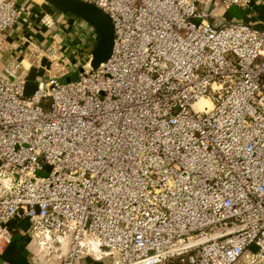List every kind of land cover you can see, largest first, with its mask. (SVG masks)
I'll return each instance as SVG.
<instances>
[{
  "label": "built area",
  "instance_id": "built-area-1",
  "mask_svg": "<svg viewBox=\"0 0 264 264\" xmlns=\"http://www.w3.org/2000/svg\"><path fill=\"white\" fill-rule=\"evenodd\" d=\"M86 1L105 61L76 17L79 49H40L76 79L0 73V252L20 233L59 264H264V24L214 14L252 0ZM19 18L0 0V33Z\"/></svg>",
  "mask_w": 264,
  "mask_h": 264
},
{
  "label": "crops",
  "instance_id": "crops-1",
  "mask_svg": "<svg viewBox=\"0 0 264 264\" xmlns=\"http://www.w3.org/2000/svg\"><path fill=\"white\" fill-rule=\"evenodd\" d=\"M20 10V18L15 27L4 33H0V73L13 59L25 58L29 66V81L27 92H31L35 84L32 82L42 71L49 69V74L62 78L66 72L65 66L56 59L46 56L40 49L49 43L69 53L79 49L89 38L90 28L74 22L76 17L45 5V0H16ZM45 5L46 7L44 8ZM44 13L52 14L56 22L54 25L43 24L40 17ZM64 14L60 16V14ZM215 20H242L255 24H264V0H252L249 6L236 5L225 8L220 6L214 12ZM38 47L40 53L30 52V45ZM17 232V231H16ZM86 264H102L100 261L85 258ZM60 260L54 255L39 254L35 244L27 236L15 233L12 242L0 252V264H59Z\"/></svg>",
  "mask_w": 264,
  "mask_h": 264
},
{
  "label": "water",
  "instance_id": "water-1",
  "mask_svg": "<svg viewBox=\"0 0 264 264\" xmlns=\"http://www.w3.org/2000/svg\"><path fill=\"white\" fill-rule=\"evenodd\" d=\"M45 5L68 16L79 17L94 27L99 37L93 49V66H97L110 56L114 41V25L112 18L103 8L86 0H45Z\"/></svg>",
  "mask_w": 264,
  "mask_h": 264
},
{
  "label": "rangeland",
  "instance_id": "rangeland-1",
  "mask_svg": "<svg viewBox=\"0 0 264 264\" xmlns=\"http://www.w3.org/2000/svg\"><path fill=\"white\" fill-rule=\"evenodd\" d=\"M81 67H78L77 69H74L72 71H70L66 76L62 77V78H59L60 80L62 81H69V80H74L78 77V74H79V70H80ZM49 69H46L44 71H42L40 74L37 75V77H41V76H46V75H50L49 74ZM34 84L36 82V79L34 81H32Z\"/></svg>",
  "mask_w": 264,
  "mask_h": 264
}]
</instances>
